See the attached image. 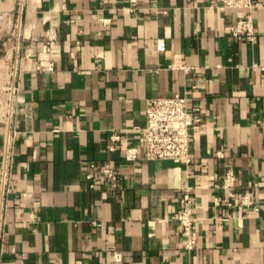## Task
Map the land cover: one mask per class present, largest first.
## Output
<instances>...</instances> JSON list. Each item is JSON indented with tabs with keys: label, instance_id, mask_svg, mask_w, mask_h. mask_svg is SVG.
Listing matches in <instances>:
<instances>
[{
	"label": "crops",
	"instance_id": "obj_1",
	"mask_svg": "<svg viewBox=\"0 0 264 264\" xmlns=\"http://www.w3.org/2000/svg\"><path fill=\"white\" fill-rule=\"evenodd\" d=\"M214 1L0 0V264H264V0L254 43ZM175 95L189 165L145 157L147 103Z\"/></svg>",
	"mask_w": 264,
	"mask_h": 264
},
{
	"label": "built area",
	"instance_id": "obj_2",
	"mask_svg": "<svg viewBox=\"0 0 264 264\" xmlns=\"http://www.w3.org/2000/svg\"><path fill=\"white\" fill-rule=\"evenodd\" d=\"M136 3V0H131ZM212 7L221 12H226L229 9H240L246 11L244 16L237 21L236 24L229 27V31L233 37L249 42H256L257 36L253 26V20L249 14L254 8L253 0H215ZM249 12V13H248ZM186 72L191 69L182 66ZM146 125H145V157L149 161H171L174 164L189 165L192 162L190 156V133L200 131V118L194 115L191 109L189 98L187 96L175 95L166 98L151 99L147 103L145 110ZM115 142L120 140V137L114 136ZM114 150V147H112ZM138 149H129L126 153L128 161L137 159ZM103 175L110 181L115 182L119 179L120 170L107 164L103 168ZM88 179L95 181L93 173L88 174ZM235 177L233 173H228L223 180V186L227 189L234 186ZM94 187V184L91 185ZM217 188L219 187L216 186ZM235 195L229 193V198L226 200L228 206H231V199ZM244 205H249V196L243 198ZM183 203L185 209L178 216L185 228V234L190 235L193 226L192 219V198L190 189L185 190L183 194ZM195 245L194 240H189L188 249Z\"/></svg>",
	"mask_w": 264,
	"mask_h": 264
},
{
	"label": "bare ground",
	"instance_id": "obj_3",
	"mask_svg": "<svg viewBox=\"0 0 264 264\" xmlns=\"http://www.w3.org/2000/svg\"><path fill=\"white\" fill-rule=\"evenodd\" d=\"M17 25H18V27L20 28L21 22L18 23ZM18 27H17V28H18ZM17 47H18V46H17ZM17 47L15 48L16 51H17V49H18ZM18 51H19V50H18ZM11 53H12V52H11ZM11 53H10V54H11ZM14 67H15V66H14ZM16 68H17V67L14 68V72H13V74H12L13 76H15V69H16ZM16 70H17V69H16ZM10 76H11V75H9V77H10ZM13 85H14V84L12 83L11 86H10V90H11V92H10V99H11V101H12V99H13V92H14V86H13ZM10 113H11V105H10V107H9V114H10Z\"/></svg>",
	"mask_w": 264,
	"mask_h": 264
}]
</instances>
